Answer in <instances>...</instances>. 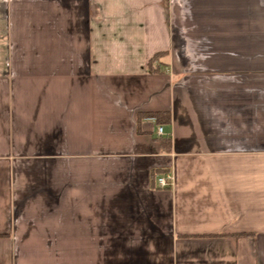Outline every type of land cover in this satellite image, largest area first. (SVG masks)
I'll return each mask as SVG.
<instances>
[{
    "label": "crops",
    "instance_id": "0c3cea01",
    "mask_svg": "<svg viewBox=\"0 0 264 264\" xmlns=\"http://www.w3.org/2000/svg\"><path fill=\"white\" fill-rule=\"evenodd\" d=\"M0 264H264V0H0Z\"/></svg>",
    "mask_w": 264,
    "mask_h": 264
},
{
    "label": "trees",
    "instance_id": "16d2710c",
    "mask_svg": "<svg viewBox=\"0 0 264 264\" xmlns=\"http://www.w3.org/2000/svg\"><path fill=\"white\" fill-rule=\"evenodd\" d=\"M152 61H153V59H152ZM150 116L155 117L156 122L158 124H161V125L170 123V121H171L170 113L161 112V111L140 113L139 114V120L143 119L144 117H150ZM160 141L164 147L170 144V139L168 137H161Z\"/></svg>",
    "mask_w": 264,
    "mask_h": 264
},
{
    "label": "built area",
    "instance_id": "2783aa9c",
    "mask_svg": "<svg viewBox=\"0 0 264 264\" xmlns=\"http://www.w3.org/2000/svg\"><path fill=\"white\" fill-rule=\"evenodd\" d=\"M157 133L159 135L163 134V127L162 126L158 127ZM157 181H158V184L160 187L168 188V187H171L173 185L174 177H173L172 173L167 172L165 174L159 175L157 177Z\"/></svg>",
    "mask_w": 264,
    "mask_h": 264
}]
</instances>
